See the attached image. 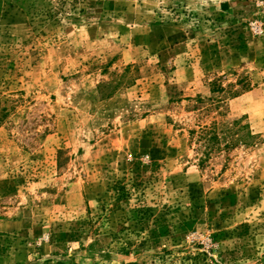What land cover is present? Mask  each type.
Masks as SVG:
<instances>
[{"label": "rangeland", "instance_id": "1", "mask_svg": "<svg viewBox=\"0 0 264 264\" xmlns=\"http://www.w3.org/2000/svg\"><path fill=\"white\" fill-rule=\"evenodd\" d=\"M0 264H264V0H0Z\"/></svg>", "mask_w": 264, "mask_h": 264}, {"label": "trees", "instance_id": "2", "mask_svg": "<svg viewBox=\"0 0 264 264\" xmlns=\"http://www.w3.org/2000/svg\"><path fill=\"white\" fill-rule=\"evenodd\" d=\"M238 124V122L236 121L234 123ZM243 129V128H242ZM203 135L205 136V141L206 143H211L212 144V149L216 148L217 146L221 145V137L218 135V133L216 132H208L207 130H205L203 132ZM235 135V134H234ZM249 138H254V136L252 135V132L248 133ZM238 142L241 140H237ZM228 145V146H227ZM225 147H229V144H226Z\"/></svg>", "mask_w": 264, "mask_h": 264}]
</instances>
